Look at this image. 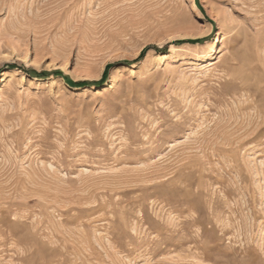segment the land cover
<instances>
[{
  "label": "rangeland",
  "instance_id": "1",
  "mask_svg": "<svg viewBox=\"0 0 264 264\" xmlns=\"http://www.w3.org/2000/svg\"><path fill=\"white\" fill-rule=\"evenodd\" d=\"M0 264H264V0H0Z\"/></svg>",
  "mask_w": 264,
  "mask_h": 264
},
{
  "label": "trees",
  "instance_id": "2",
  "mask_svg": "<svg viewBox=\"0 0 264 264\" xmlns=\"http://www.w3.org/2000/svg\"><path fill=\"white\" fill-rule=\"evenodd\" d=\"M195 41H197V40H195ZM185 42H192L191 40H185ZM143 55V53H141L140 54V57ZM5 67H7V68H10V69H13V68H15L16 66L15 65H13V64H8V65H6ZM26 73H29V74H31L32 76H34V77H44V76H46V75H48V73H36V72H34V71H26ZM52 73H54V74H57V75H62L59 71H53ZM103 78H104V73H103V77L100 79V81L99 82H101L102 80H103ZM66 82L69 84V85H75V84H84V85H90V84H95V83H98V82H90V81H81V82H76V83H74V82H70L69 80H66Z\"/></svg>",
  "mask_w": 264,
  "mask_h": 264
},
{
  "label": "bare ground",
  "instance_id": "3",
  "mask_svg": "<svg viewBox=\"0 0 264 264\" xmlns=\"http://www.w3.org/2000/svg\"><path fill=\"white\" fill-rule=\"evenodd\" d=\"M258 114V113H257Z\"/></svg>",
  "mask_w": 264,
  "mask_h": 264
}]
</instances>
